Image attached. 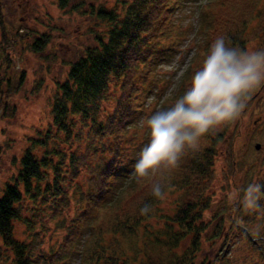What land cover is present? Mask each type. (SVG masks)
Returning <instances> with one entry per match:
<instances>
[{"label": "trees", "instance_id": "trees-1", "mask_svg": "<svg viewBox=\"0 0 264 264\" xmlns=\"http://www.w3.org/2000/svg\"><path fill=\"white\" fill-rule=\"evenodd\" d=\"M66 1L59 0L60 6ZM186 1L189 0H128L122 2L121 12L95 10L96 19L107 26L96 34L97 44L85 48L84 54L69 64L66 79L57 81L51 127L37 138H31L20 158L14 184H7L0 197V238L12 252L10 264H40L42 258L43 264H70L85 230L88 235L82 247L81 264H197L196 252L201 240L208 239L205 236L208 231L211 239L224 235V252L229 249L232 234H244L259 250V259L264 260V161L257 166L253 155L237 160L233 147L234 128L238 126L235 122L247 112L249 101L264 90V85L247 95L245 108L235 120L201 137L198 149L186 152L175 168L156 173L150 179H138L134 175V165L147 134L144 132L142 139L136 141L132 132L145 112L149 97L160 94L156 90L167 81L159 76L160 67L181 50L188 35L176 19L178 9ZM197 9L199 31L195 38H201L195 40V52L180 80L178 93L164 100L152 113L170 105L182 94L191 73L199 67L208 46L216 38L224 37L231 46L243 50L250 45L252 49H264V0H198ZM46 41V36L37 38L30 47L34 52H41ZM1 43H10L5 34ZM9 58L8 54H0L3 118L14 114L12 97L25 80L23 72L18 76L14 75L15 70L8 74V69H12ZM263 104L264 98L255 108L261 112ZM99 115L104 118L99 119ZM60 132L67 142L73 136L76 140L85 136V152L73 148L64 156L49 147L41 156L36 155L39 148H47L52 139L56 141ZM221 142L227 151V172H233L237 165L245 172L236 192L242 197L249 184L261 185L259 216L258 209L247 210L240 201L227 204V195H224L213 220H203L212 201L208 191ZM52 155L57 156V161L53 162ZM84 173L87 177H81L79 183L78 177ZM157 180L164 184L165 193L177 192L172 212L162 214L157 209L161 199L152 195L151 188ZM28 199L47 204L52 219L67 204L76 201L74 224L48 257L33 254L32 244L15 239L14 222H31L22 215L21 204ZM145 204L149 212L141 214ZM152 219L155 228L151 227ZM108 232L111 237L104 244L103 237ZM188 236V247L178 251ZM198 264L217 263L201 261Z\"/></svg>", "mask_w": 264, "mask_h": 264}, {"label": "rangeland", "instance_id": "rangeland-1", "mask_svg": "<svg viewBox=\"0 0 264 264\" xmlns=\"http://www.w3.org/2000/svg\"><path fill=\"white\" fill-rule=\"evenodd\" d=\"M124 1L128 0H67L61 7L59 0H0V54L3 56L8 54L10 57L12 69H8V74H12L15 70L14 75L18 76L23 72L25 79L19 91L12 97L14 114L4 118L0 114V197L7 184H14L20 168V158L30 145L31 138H37L39 134H43L51 127V111L57 95V81L63 82L66 79L69 64L81 57L85 48L95 46L96 34L103 32L107 26L104 21L96 19L95 10L102 8L107 11L121 12V4ZM197 3L198 0H189L178 9L176 19L186 28L188 35L183 40L181 50L159 69V76L167 81H164L156 90L160 94H157L155 98L153 95L150 97L148 107L139 117L132 132L136 136V141L142 139L144 135L142 122L150 117L154 106L160 105L168 98H173L178 93L180 80L195 52V40L201 38H195V34L199 31ZM2 34L7 36L9 44L1 43ZM45 36L47 41L44 49L41 52H34L30 47L31 44L35 39ZM252 47L253 45L248 46L247 50ZM263 98L264 90H260L253 96L249 101L251 105L247 112L235 122L238 126L234 128L235 158L242 160L245 156L253 155L252 160L257 163V166H261L264 161V109L259 112L255 107L262 103ZM100 118L103 119L104 115H99ZM84 139L85 136L79 140L73 136L71 142H67L63 132H60L56 141L52 139L48 142L47 148L36 146L39 148L36 155L41 156L49 147L55 148L54 150L61 152L64 156L65 154L67 156L73 148L77 149V152H85ZM256 145H259L258 149ZM218 148L220 152L215 162L216 171L208 191L212 201L204 212L205 222L213 220V215L224 195H227V204H233V199L230 197L241 185L245 174L240 165H237L233 172H227L226 147L221 142ZM52 158L53 162L57 161L56 155H52ZM81 177L85 179L87 174L84 173L78 177L79 183H81ZM71 194L72 191L69 192V195ZM175 195L177 196V192ZM175 195L170 192L165 193V198L157 205V209L163 212L162 214L172 212L176 204ZM21 205L24 206L23 217L31 222H14L15 239L32 244L33 254L48 257L52 249H57L61 245L69 232V227L74 224L72 216L77 207L76 201L70 202V205L67 204L65 210L53 219L49 216L48 205L40 204L39 200L34 202L30 199L24 200ZM44 206L47 209H43ZM261 211L262 208L256 211L257 216ZM150 224L152 228H155L153 219ZM252 227L249 224V228L252 229ZM82 235V239L76 244L77 252L73 253L70 264H81L82 247L88 231H83ZM205 236L208 239L201 240L199 250L196 252L197 264L201 261L217 264H258L257 262L264 264V260L258 257L259 250L249 243L244 234L237 232V235H233L229 250L225 252L224 235L219 239H211L208 231ZM110 237V232L105 234L104 244ZM189 242L188 236L180 243L178 251L188 247ZM12 261V252L3 245L0 238V264H10ZM39 263L43 264V258Z\"/></svg>", "mask_w": 264, "mask_h": 264}, {"label": "clouds", "instance_id": "clouds-1", "mask_svg": "<svg viewBox=\"0 0 264 264\" xmlns=\"http://www.w3.org/2000/svg\"><path fill=\"white\" fill-rule=\"evenodd\" d=\"M262 85L264 49L243 50L224 37L216 38L182 94L142 122L147 140L136 159L134 175L150 179L175 168L186 152L198 149L201 137L235 120L245 108L247 95ZM151 188L154 197L165 198L161 181L153 182ZM230 198L255 211L260 208L261 185L249 184L242 197L233 192ZM140 212L147 214L149 206L145 204Z\"/></svg>", "mask_w": 264, "mask_h": 264}, {"label": "water", "instance_id": "water-1", "mask_svg": "<svg viewBox=\"0 0 264 264\" xmlns=\"http://www.w3.org/2000/svg\"><path fill=\"white\" fill-rule=\"evenodd\" d=\"M259 148V145H256V149H258Z\"/></svg>", "mask_w": 264, "mask_h": 264}]
</instances>
